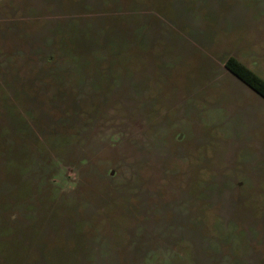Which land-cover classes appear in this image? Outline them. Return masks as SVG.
<instances>
[{"label": "rangeland", "instance_id": "obj_1", "mask_svg": "<svg viewBox=\"0 0 264 264\" xmlns=\"http://www.w3.org/2000/svg\"><path fill=\"white\" fill-rule=\"evenodd\" d=\"M264 0H0V264H264Z\"/></svg>", "mask_w": 264, "mask_h": 264}, {"label": "trees", "instance_id": "obj_2", "mask_svg": "<svg viewBox=\"0 0 264 264\" xmlns=\"http://www.w3.org/2000/svg\"><path fill=\"white\" fill-rule=\"evenodd\" d=\"M224 66L264 98V79L233 56L224 61Z\"/></svg>", "mask_w": 264, "mask_h": 264}]
</instances>
